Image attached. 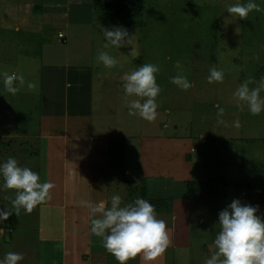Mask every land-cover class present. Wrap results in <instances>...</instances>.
Returning <instances> with one entry per match:
<instances>
[{
    "label": "rangeland",
    "instance_id": "rangeland-1",
    "mask_svg": "<svg viewBox=\"0 0 264 264\" xmlns=\"http://www.w3.org/2000/svg\"><path fill=\"white\" fill-rule=\"evenodd\" d=\"M236 2L246 0H144L141 16L127 26L114 24L111 17L95 10L90 0H0V161L14 157L20 166L30 167L41 178L42 165L34 157L39 148L20 140L14 149L12 139L5 133L40 134V117L44 125L48 123L47 117L57 118L59 110L54 105L59 101V93L70 95L79 87L75 82L88 77L84 70L87 67L109 75L105 82L111 86L115 81L111 76L116 71L124 83L126 74L151 63L160 68L156 81L161 91L155 98L158 115L154 121L130 114L122 84H116V92L102 96L93 107V130L103 121L106 135L117 133L111 141L119 147L121 167L127 173L117 180L112 169L106 180L107 189H118L128 202L137 197L153 202L183 196L185 183L164 197H157V193L150 200L148 192L144 195L142 191L145 176L140 170L134 173L138 167L136 158L127 150L128 142L137 138L180 137L194 148L189 154L192 172L189 191L193 197L187 212L191 232L214 227L218 222L217 211L233 199L258 206L259 211L263 207L264 211V111L252 115L246 106L240 111L233 97L247 77L258 81L264 76V0H256L259 10L250 11L244 19H236L226 11V5ZM121 25L132 35V45L104 48L102 28ZM58 32L66 37L59 38ZM132 47L135 56L130 54ZM100 50L115 57L118 64L109 69L97 63ZM84 62L88 66H83ZM213 67L223 70L222 82H208ZM76 70L80 78L74 76ZM13 72L23 77L22 84L14 81L15 85L20 84L16 94L7 92L3 84V74ZM176 75H185L191 87L184 90L173 84L171 77ZM53 90L56 96H52ZM260 95L264 96V91ZM127 99L143 102L144 98ZM219 107L224 109L223 124L217 123ZM62 115L67 118L68 111ZM236 119L240 121L239 128L233 126ZM161 149L162 159L169 156L162 169L179 170L169 148ZM81 178L83 182L84 177ZM77 186L81 188L80 183ZM14 192L0 187V209L6 206L12 209ZM223 194L225 201L221 200ZM33 210L26 213V224L22 225L31 226ZM18 219L19 214L13 213L0 223V236L6 237L11 230L12 238L24 237L32 245L37 235L31 228L16 226ZM6 250L0 246L1 253H7ZM193 259L192 262L196 261Z\"/></svg>",
    "mask_w": 264,
    "mask_h": 264
},
{
    "label": "crops",
    "instance_id": "crops-1",
    "mask_svg": "<svg viewBox=\"0 0 264 264\" xmlns=\"http://www.w3.org/2000/svg\"><path fill=\"white\" fill-rule=\"evenodd\" d=\"M58 34H62V37ZM58 34L59 38L66 37L61 32ZM62 42L65 43V39ZM83 66L88 65L84 62ZM84 70L88 73L87 78L77 77L79 72H74V76L80 78L75 82L79 87H75L70 95L59 93V101L54 105L55 110H59L57 118L47 117L45 122L48 123L44 125L40 117V134L21 136L12 132L5 133L6 137L12 139L10 143L14 144V149L20 140L26 144L31 143V147L39 148V154L34 157L39 158L42 165L40 181L53 184L49 198L33 208L34 221L30 222L31 226L25 225L26 213L23 210L19 213L16 226L31 228L37 235L32 245L27 243L24 237L12 238L14 231L11 230H8L9 235L6 237L0 236V246L7 248L6 252H18L23 255V260L18 264H118L115 257L103 247L101 238L90 232L89 210L84 202H98L103 199L109 206L111 195L119 193L122 197L121 206L130 203L121 191H109L106 186L112 169L117 180L127 174L121 167L123 159L119 158V147L111 141L117 133L106 135L102 129L105 125L102 124L103 121L99 123L101 125L98 128L95 126L94 130L91 124L93 107L102 96H110L116 92L117 85H123V79H119L116 71L111 76L115 81L108 86L105 79L109 75L99 71L93 72V67L92 70L90 67ZM101 93L103 95H100ZM42 94L43 90L41 94L39 92V95ZM52 96H56L54 90ZM66 111L68 117L63 118L62 114ZM84 115L85 118L82 117ZM52 116L54 117V114ZM188 143L180 137H168L167 140L142 137L133 143L128 142L127 150L134 159L136 158L135 164L138 166L134 173L140 170L145 176L142 180L144 195L148 192L150 200H153L157 193V197H164L166 193L180 189L179 184L185 183L183 196L164 198V206L156 210L157 218L166 223L170 241L167 248L150 261H145L142 253L137 254L128 264H205V260L216 251L214 239L220 230L218 223L214 227L204 228L202 232H191L190 229L187 211L190 210V198L193 196L188 188L192 174L189 154L194 148L192 145L188 146ZM165 146L174 155L179 170L162 169L164 160L169 157H161V148ZM8 147L13 151L11 145ZM120 150L122 157V148ZM77 183L81 184V188ZM82 183L85 184L83 188ZM223 196L221 200L225 201V194ZM164 209L166 211H163ZM257 215L264 217L263 207L261 211L258 210ZM23 223L25 224L22 225ZM2 251L5 252L4 249ZM5 254L0 251V259H3ZM193 258L196 261L192 262Z\"/></svg>",
    "mask_w": 264,
    "mask_h": 264
},
{
    "label": "clouds",
    "instance_id": "clouds-1",
    "mask_svg": "<svg viewBox=\"0 0 264 264\" xmlns=\"http://www.w3.org/2000/svg\"><path fill=\"white\" fill-rule=\"evenodd\" d=\"M256 0H246L245 3H231L226 5V11L234 18L244 19L252 10H259ZM105 38L104 48L114 46L120 49L132 45V35L124 26L103 27ZM130 54L137 53L132 47ZM97 63L105 68H113L118 64L115 57L100 50L96 56ZM177 67L180 68L179 61ZM160 68L156 64L145 63L124 77L122 85L126 103L130 114H138L147 121H154L158 115L156 97L161 91L156 81ZM224 72L215 67L209 70V83L222 82ZM23 83V77L17 73H4L3 84L7 92L16 94L20 88L14 81ZM171 82L181 89L187 90L191 82L185 75L171 77ZM255 83V87L249 85ZM29 87H32L30 84ZM264 76L258 81L247 77L234 91L233 97L237 107L243 111L245 106L252 115H259L264 111ZM144 98L128 100V97ZM223 107L217 111V123L223 124ZM233 126L240 127L239 119L234 120ZM0 187L14 189L15 198L11 200L12 209H0V223L21 210L30 213L35 206L49 198L51 182H41L39 174L30 167L20 166L18 161L9 156L6 161H0ZM122 197L114 193L110 197V207L106 200L98 202L86 201L89 210L90 232L101 238L103 247L110 252L118 264H128L137 254H143L145 261H150L161 254L169 245V235L166 223L157 218L155 206L142 197L121 206ZM258 206L244 204L239 199H233L218 213L220 230L214 239L216 251L205 260V264H264V217L257 215ZM23 255L18 252H7L0 264H18Z\"/></svg>",
    "mask_w": 264,
    "mask_h": 264
},
{
    "label": "trees",
    "instance_id": "trees-1",
    "mask_svg": "<svg viewBox=\"0 0 264 264\" xmlns=\"http://www.w3.org/2000/svg\"><path fill=\"white\" fill-rule=\"evenodd\" d=\"M91 2L95 10L111 17L116 25L122 24L128 26L135 23V20L141 16L144 8V0H91ZM142 191L144 194V187ZM149 202L155 206V210H158V207L163 204L162 200Z\"/></svg>",
    "mask_w": 264,
    "mask_h": 264
},
{
    "label": "built area",
    "instance_id": "built-area-1",
    "mask_svg": "<svg viewBox=\"0 0 264 264\" xmlns=\"http://www.w3.org/2000/svg\"><path fill=\"white\" fill-rule=\"evenodd\" d=\"M59 37H62V34H58Z\"/></svg>",
    "mask_w": 264,
    "mask_h": 264
}]
</instances>
